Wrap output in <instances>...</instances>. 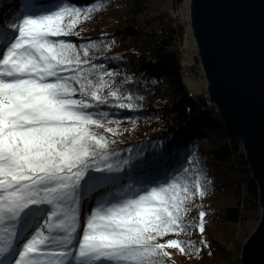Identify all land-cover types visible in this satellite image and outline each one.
Instances as JSON below:
<instances>
[{
    "label": "snow or ice",
    "instance_id": "snow-or-ice-1",
    "mask_svg": "<svg viewBox=\"0 0 264 264\" xmlns=\"http://www.w3.org/2000/svg\"><path fill=\"white\" fill-rule=\"evenodd\" d=\"M41 3L0 0V264H167L168 249L191 245L165 237L204 233V211L198 225L183 214L205 189L152 180L162 162L148 154L108 151L115 141L96 129L119 130L105 128L113 121L102 108L111 97L135 110L133 97L102 94L113 70L62 39L75 35L80 9L34 13Z\"/></svg>",
    "mask_w": 264,
    "mask_h": 264
},
{
    "label": "trees",
    "instance_id": "trees-1",
    "mask_svg": "<svg viewBox=\"0 0 264 264\" xmlns=\"http://www.w3.org/2000/svg\"><path fill=\"white\" fill-rule=\"evenodd\" d=\"M172 1L177 5L180 0ZM143 2L42 0L32 11L51 13L63 5L80 9L81 16L72 29L75 35L62 39L75 42L78 50L81 44L85 45L89 48L88 59L113 70L112 76L104 77L111 83L102 94L117 91L133 97L135 110L113 107L128 101L111 97L109 105L102 108L111 114L113 121L105 123V128L119 130L112 134L96 129L115 141L108 145V151L116 150L121 157L148 154L162 162L151 172L152 180L163 182L175 177L190 191L199 180L205 189L203 197L196 195L185 205L189 211L183 214L185 224L198 225L199 212L204 211V233L189 229L165 237L191 245L184 254L168 249L167 264H227L224 256L222 262L220 258L225 243L233 240L227 237L228 226L241 230L243 223L261 220L259 186L242 139L229 128L208 92H192L185 83L186 27L168 19L162 21L158 30L145 29L140 22ZM92 44L96 47H91ZM3 54L4 49L0 48V55ZM195 66L194 62L188 67ZM122 179L138 180L139 172L126 173ZM249 230L241 231V238H246ZM201 241H207V246ZM196 249L201 251L197 253Z\"/></svg>",
    "mask_w": 264,
    "mask_h": 264
},
{
    "label": "water",
    "instance_id": "water-1",
    "mask_svg": "<svg viewBox=\"0 0 264 264\" xmlns=\"http://www.w3.org/2000/svg\"><path fill=\"white\" fill-rule=\"evenodd\" d=\"M190 25L207 92L242 139L263 215L242 264H264V0H190Z\"/></svg>",
    "mask_w": 264,
    "mask_h": 264
},
{
    "label": "rangeland",
    "instance_id": "rangeland-1",
    "mask_svg": "<svg viewBox=\"0 0 264 264\" xmlns=\"http://www.w3.org/2000/svg\"><path fill=\"white\" fill-rule=\"evenodd\" d=\"M143 9L144 12L140 16V22L143 27L147 30H158L161 27L162 21L174 20L184 24L187 29L186 33V43L184 52V79L185 83L188 85L192 92L201 93L202 91L207 92V79L205 77L203 68L201 66L200 59L198 57V49L196 42L193 37L192 27L190 25V0H180L179 4L175 5L172 0H144ZM196 56V58H195ZM196 63V66L188 67L192 63ZM221 194V193H220ZM222 195V194H221ZM222 203H224L222 201ZM263 213H261L262 217ZM258 222H247L243 223L241 230L239 227L228 226L227 237L233 239L232 241H227L224 247V253L220 261L222 262L223 256L224 261L227 264H242V243L246 242L249 236L254 232L258 226ZM243 229V230H242ZM246 229H250V233L247 237L241 238V231L244 233ZM226 254V255H225ZM15 255V251L13 252ZM10 260L9 257L6 261Z\"/></svg>",
    "mask_w": 264,
    "mask_h": 264
}]
</instances>
